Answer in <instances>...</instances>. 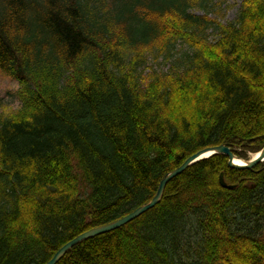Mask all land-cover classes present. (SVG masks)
Returning <instances> with one entry per match:
<instances>
[{
	"label": "trees",
	"instance_id": "16d2710c",
	"mask_svg": "<svg viewBox=\"0 0 264 264\" xmlns=\"http://www.w3.org/2000/svg\"><path fill=\"white\" fill-rule=\"evenodd\" d=\"M209 1L0 0V71L21 98L0 110V264H46L199 150L264 147V0L228 24L191 11ZM179 42L180 65L149 67ZM57 264H264V162L199 161Z\"/></svg>",
	"mask_w": 264,
	"mask_h": 264
},
{
	"label": "water",
	"instance_id": "95a60500",
	"mask_svg": "<svg viewBox=\"0 0 264 264\" xmlns=\"http://www.w3.org/2000/svg\"><path fill=\"white\" fill-rule=\"evenodd\" d=\"M218 154H224L227 155L229 160L228 164L231 168H237V169H247V168H253L254 166L258 165L259 163L264 161V147L256 153L252 158L249 160L239 158L237 155H235L230 146L227 144H221L218 146H211L204 148L202 150H199L189 158L178 168L175 170H172L168 172L161 180L157 192L155 196L146 204L141 205L137 209H135L133 212L127 214L126 216L117 219L113 222H110L108 224L98 226L95 228H91L80 235L76 236L69 242H67L65 245H63L56 253L55 255L46 263V264H57L62 257L75 245L78 243L89 239L91 237L115 230L117 228H120L121 226L127 224L128 222L136 219L149 209L155 207L163 198L165 188L169 181H171L174 177L178 176L182 172H184L189 166L202 161L204 159L210 158L214 155ZM235 159L243 160V163L235 162ZM220 182L224 187L233 188L235 185H230L225 181L224 176L221 174L220 176Z\"/></svg>",
	"mask_w": 264,
	"mask_h": 264
},
{
	"label": "rangeland",
	"instance_id": "374dc122",
	"mask_svg": "<svg viewBox=\"0 0 264 264\" xmlns=\"http://www.w3.org/2000/svg\"><path fill=\"white\" fill-rule=\"evenodd\" d=\"M243 0H211L208 2L206 8L197 6L191 11L197 15H204L206 11L209 12L211 18L217 19L222 24L233 22L241 9ZM212 33V31H210ZM216 32L210 36L211 40L217 38ZM188 46L179 42L176 50L171 58H160L158 61L154 57H149V67H154L162 70H169L174 66L181 64V56L187 52ZM149 71L147 67L145 73ZM20 84L19 81L6 76L0 71V110L9 111L17 110L21 107V98L19 96ZM253 153H249V157H253ZM264 162V161H263Z\"/></svg>",
	"mask_w": 264,
	"mask_h": 264
},
{
	"label": "bare ground",
	"instance_id": "6f19581e",
	"mask_svg": "<svg viewBox=\"0 0 264 264\" xmlns=\"http://www.w3.org/2000/svg\"><path fill=\"white\" fill-rule=\"evenodd\" d=\"M235 162L243 163V160L235 159Z\"/></svg>",
	"mask_w": 264,
	"mask_h": 264
}]
</instances>
